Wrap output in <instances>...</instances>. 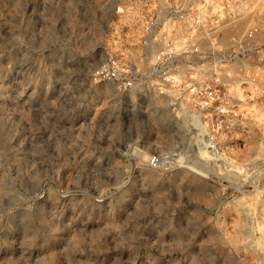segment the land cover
I'll use <instances>...</instances> for the list:
<instances>
[{
  "label": "rangeland",
  "instance_id": "1",
  "mask_svg": "<svg viewBox=\"0 0 264 264\" xmlns=\"http://www.w3.org/2000/svg\"><path fill=\"white\" fill-rule=\"evenodd\" d=\"M139 1L0 0V264H264V97L211 162L95 76Z\"/></svg>",
  "mask_w": 264,
  "mask_h": 264
},
{
  "label": "built area",
  "instance_id": "2",
  "mask_svg": "<svg viewBox=\"0 0 264 264\" xmlns=\"http://www.w3.org/2000/svg\"><path fill=\"white\" fill-rule=\"evenodd\" d=\"M261 1L140 0L133 28L103 43L95 76L145 117L174 118L192 154L227 162L220 135L264 97ZM168 157L146 161L158 168Z\"/></svg>",
  "mask_w": 264,
  "mask_h": 264
},
{
  "label": "bare ground",
  "instance_id": "3",
  "mask_svg": "<svg viewBox=\"0 0 264 264\" xmlns=\"http://www.w3.org/2000/svg\"><path fill=\"white\" fill-rule=\"evenodd\" d=\"M154 110H157V108H154ZM182 136V135H181ZM257 221V220H256ZM256 225V224H255ZM255 228V227H254ZM251 229V228H250ZM258 229V228H257ZM248 233V232H247ZM251 234V233H250ZM254 238V237H253ZM252 239V238H251Z\"/></svg>",
  "mask_w": 264,
  "mask_h": 264
}]
</instances>
